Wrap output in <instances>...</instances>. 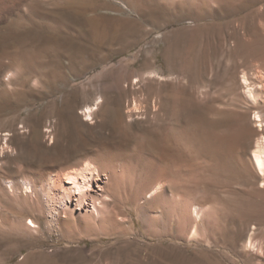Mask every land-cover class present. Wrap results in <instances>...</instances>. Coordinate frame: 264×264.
<instances>
[{
    "label": "rangeland",
    "instance_id": "rangeland-1",
    "mask_svg": "<svg viewBox=\"0 0 264 264\" xmlns=\"http://www.w3.org/2000/svg\"><path fill=\"white\" fill-rule=\"evenodd\" d=\"M29 4L0 25V264H264V0ZM85 158L98 211L22 182Z\"/></svg>",
    "mask_w": 264,
    "mask_h": 264
},
{
    "label": "bare ground",
    "instance_id": "bare-ground-1",
    "mask_svg": "<svg viewBox=\"0 0 264 264\" xmlns=\"http://www.w3.org/2000/svg\"><path fill=\"white\" fill-rule=\"evenodd\" d=\"M31 8L29 0H0V25L6 23L12 16L19 14L26 15V12H31ZM5 62L3 58H0V87L4 85L2 76L7 73L6 71L9 68ZM245 82H247L246 79ZM252 93L253 91H251ZM84 114L86 121L91 120L94 115V108L87 107ZM257 119L261 120V115H257ZM249 131L261 135L260 130L250 128ZM254 159L259 171L264 173V145L262 141H258L256 150L254 151ZM68 166L59 172H57V167H42L27 170L25 174L23 173L26 179H23L24 181L22 182L27 186L26 190H31L32 193L34 189H38L39 187L43 189L47 188L51 192L61 191L63 192V198L70 204L75 203V207L85 208L87 205L89 207L92 202L93 210L98 211L96 201H92L93 194L91 193L93 183L97 178L101 177L100 169L95 164V161L85 158L81 162ZM5 183L9 184L12 190H15L20 185L19 181H7V179L1 178L0 184ZM162 189L163 187H158L157 190L160 191ZM28 220L36 224L34 219L28 217Z\"/></svg>",
    "mask_w": 264,
    "mask_h": 264
}]
</instances>
